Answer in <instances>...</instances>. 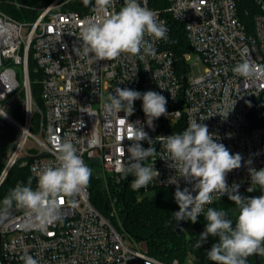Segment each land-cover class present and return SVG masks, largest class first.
I'll return each instance as SVG.
<instances>
[{
  "label": "built area",
  "instance_id": "built-area-1",
  "mask_svg": "<svg viewBox=\"0 0 264 264\" xmlns=\"http://www.w3.org/2000/svg\"><path fill=\"white\" fill-rule=\"evenodd\" d=\"M60 1L54 0L31 22L0 8V109L7 110V117H0V142L7 127L14 130L0 183L20 162L28 166L37 187L32 169L56 165L52 140L58 138L70 139L83 163L111 191L109 182L124 180L116 165L129 163L127 148L132 143L124 139L125 126L102 107L106 93L115 94L120 87L156 91L167 99V115L154 120V128L145 123L142 100L134 102V114L128 117L130 122H140L157 149V155L144 163L154 165L160 175L138 192L160 186L175 192L171 177L177 178L181 190L192 188L168 166L170 161L160 158L166 159L167 152L158 136L182 133L196 119L208 126L218 143L243 157L242 167L227 174L228 185L239 184L245 197L262 195L259 186L247 191L251 178L243 161L251 159V167L257 170L264 167V77H240L232 68L242 62L245 49L264 65V0H139L165 23L167 39L154 41L155 56L140 60L121 54L109 61H89L74 51L82 46L84 24L103 15L93 11L95 0L80 5L82 10L58 8ZM123 4L124 0H114L110 10L118 12ZM176 24H182L190 51L179 53L174 40L172 44ZM24 26H28L26 33ZM192 51L200 53L205 63L199 73L189 63ZM30 62L37 75L34 81L41 87V106L34 96ZM140 143L149 147L147 141ZM225 197L214 193L213 201ZM72 199L78 206L73 209L65 203L62 222L45 227L34 219L27 226L28 210L15 208L0 225V264H24L20 257L25 254L38 264H194L148 253L117 228L111 220L113 211L106 216L92 204L88 186ZM259 256L264 260V255Z\"/></svg>",
  "mask_w": 264,
  "mask_h": 264
},
{
  "label": "clouds",
  "instance_id": "clouds-1",
  "mask_svg": "<svg viewBox=\"0 0 264 264\" xmlns=\"http://www.w3.org/2000/svg\"><path fill=\"white\" fill-rule=\"evenodd\" d=\"M91 3L92 0H83L86 6ZM113 4L114 0H95L93 11L103 15L84 24L80 34L83 43L81 48L74 49L76 54L89 61L116 60L121 54L139 57L140 60L155 56L154 41L166 40L168 31L165 23L158 21V14L143 7L139 0H124L118 12L110 10ZM241 55L242 62L232 68L235 75L264 77V65L257 64L247 49ZM114 93L108 95L102 105L103 110L107 115L118 118L119 123L125 126L124 139L132 142L127 148L129 163H117L116 172L124 179L134 177L131 181L133 190L147 188L160 175L154 165L144 163L157 155V149L140 122H130L128 117L134 114V102L142 100L145 123L154 128V120L167 115V99L151 90L141 93L116 87ZM120 112L125 116H118ZM0 117H7L5 108L0 109ZM158 137L167 152L166 159L160 158L170 161L168 166L192 185L191 189L184 187L181 190L176 177L169 179V183L176 184L174 199L179 211L173 213L175 220L196 223L203 214L207 222L195 247L201 248L209 236L216 237V242L207 251L208 259L214 264H247L249 256L264 255V194L245 197L239 192V184L229 186L226 179L228 173L242 167V155L233 154L223 143H218V138L209 132L208 126L196 119L190 120L182 133ZM141 141H147L149 147L144 148ZM52 145L56 165L32 169L37 177L35 190L31 187V178L27 185L17 183L10 189L0 207V222L8 219L14 203L16 207L28 210L27 226H31L34 219L41 227L62 222L61 206L65 203L73 209L78 206L72 198L89 184L92 169L83 163L70 139L54 138ZM243 163L251 178L247 191L251 193L259 186L264 192V167L259 170L251 167V159ZM214 193L227 194L238 207L235 224L223 209L208 208L204 212V206L213 203ZM20 259L24 264H38L37 259L27 254Z\"/></svg>",
  "mask_w": 264,
  "mask_h": 264
},
{
  "label": "trees",
  "instance_id": "trees-1",
  "mask_svg": "<svg viewBox=\"0 0 264 264\" xmlns=\"http://www.w3.org/2000/svg\"><path fill=\"white\" fill-rule=\"evenodd\" d=\"M51 1L0 0V8L20 21L31 22L38 17L42 8H45ZM68 9L82 10V7L77 2L74 8ZM173 40L174 47L179 53L191 50L182 24L174 26L172 44ZM30 70L34 96L37 103L41 106V87L34 81L37 75L32 71L31 62ZM13 137L14 130L11 127H7L0 142V176L5 167L4 158ZM29 178L32 179L31 187L35 190L36 182L28 166H23L20 162L16 163L0 183V207H2V201L8 195L10 189L14 188L17 183L27 185ZM131 181L129 176L120 183L109 182L110 189L119 203L117 216H111V220L117 228L137 241H144L148 253L161 259L168 261L178 259L181 262H185L189 257H193L201 262L214 264L208 259L207 251L216 242V237L209 236L201 248L195 247L207 223L203 214L198 217L196 223L191 221L178 222L173 214L178 210L174 199L175 192L172 188L160 186L155 189V196L139 198L138 191L131 188ZM87 186L90 191L92 204L104 215L109 216L110 208L105 210L104 207L105 203L110 201V194L101 178L92 174ZM12 208H17L15 203ZM208 208L225 210L228 213V218L232 219L233 224H235L239 209L228 197L213 201ZM247 264H256L255 254L247 258ZM261 264H264V260H261Z\"/></svg>",
  "mask_w": 264,
  "mask_h": 264
},
{
  "label": "rangeland",
  "instance_id": "rangeland-1",
  "mask_svg": "<svg viewBox=\"0 0 264 264\" xmlns=\"http://www.w3.org/2000/svg\"><path fill=\"white\" fill-rule=\"evenodd\" d=\"M54 2V0H52L50 2V4H48L46 7H48L49 5H51L52 3ZM78 0H62L58 3L57 7L58 8H74L75 7V3H77ZM45 7V8H46ZM44 8H42L43 10ZM41 10V11H42ZM40 11V13H41ZM28 30V26H24L23 28V33H26ZM189 63L192 65L193 67V70L195 71V73H199L200 72V68H203L205 66V63H204V60L201 56L200 53L198 52H195V51H192L190 52V58H189ZM110 94V92H107L106 95H105V99H107L108 95ZM10 149V144L8 146V150L6 152V155L8 153ZM6 155H5V158H4V164H5V160H6ZM25 166V165H23ZM90 168V167H89ZM92 174L95 175V172L93 171L92 169ZM109 173L105 174L104 175V178L106 175H108ZM138 191V190H137ZM109 194H110V213L113 211L115 216H117V212H118V201L117 200H113L114 199V194L112 193V191H109ZM156 195V190H149V191H143V192H138V197L139 198H143L145 196H150V197H153ZM116 198V197H115ZM114 201V204H112V202ZM142 248H147L146 246V243L144 241H139ZM196 261V262H195ZM197 259L193 258V257H189L187 260H186V263H194V264H199L197 263Z\"/></svg>",
  "mask_w": 264,
  "mask_h": 264
},
{
  "label": "water",
  "instance_id": "water-1",
  "mask_svg": "<svg viewBox=\"0 0 264 264\" xmlns=\"http://www.w3.org/2000/svg\"><path fill=\"white\" fill-rule=\"evenodd\" d=\"M79 5H83V0L79 2ZM104 208H105V210H107L109 208V202L108 201L105 203V207ZM15 210L16 209L12 208L10 210V212H9L8 219L5 220V221H3V222H0V225L6 223L13 216ZM255 263L256 264H261L260 256L259 255H256V254H255Z\"/></svg>",
  "mask_w": 264,
  "mask_h": 264
}]
</instances>
